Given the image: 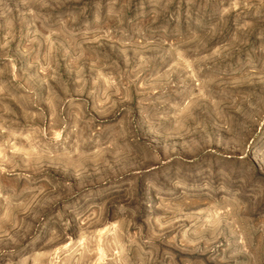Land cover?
Here are the masks:
<instances>
[{"label": "rangeland", "instance_id": "1", "mask_svg": "<svg viewBox=\"0 0 264 264\" xmlns=\"http://www.w3.org/2000/svg\"><path fill=\"white\" fill-rule=\"evenodd\" d=\"M0 264H264V0H0Z\"/></svg>", "mask_w": 264, "mask_h": 264}]
</instances>
